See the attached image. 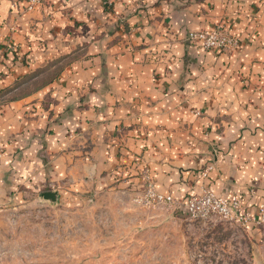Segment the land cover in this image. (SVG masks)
<instances>
[{"label": "crops", "instance_id": "crops-1", "mask_svg": "<svg viewBox=\"0 0 264 264\" xmlns=\"http://www.w3.org/2000/svg\"><path fill=\"white\" fill-rule=\"evenodd\" d=\"M215 26L234 52L189 40ZM0 145V210L48 188L139 214L147 175L160 196L258 215L264 0H0Z\"/></svg>", "mask_w": 264, "mask_h": 264}, {"label": "rangeland", "instance_id": "rangeland-1", "mask_svg": "<svg viewBox=\"0 0 264 264\" xmlns=\"http://www.w3.org/2000/svg\"><path fill=\"white\" fill-rule=\"evenodd\" d=\"M48 190L0 210V264H264V227L245 213L196 219L146 195L141 208L174 210L154 224L141 208L120 213L106 193L51 205Z\"/></svg>", "mask_w": 264, "mask_h": 264}, {"label": "built area", "instance_id": "built-area-1", "mask_svg": "<svg viewBox=\"0 0 264 264\" xmlns=\"http://www.w3.org/2000/svg\"><path fill=\"white\" fill-rule=\"evenodd\" d=\"M47 0H26V10L32 11L37 6ZM108 4L111 0H106ZM189 40L198 44L206 51H220L226 54L234 52L238 46V39L230 34L228 29L222 26H215L211 29L201 30L191 33ZM4 156V149L0 145V159ZM144 182L151 199L168 202L182 211H186L190 216L196 219H211L214 217H223L233 219L236 215L237 207H231L227 201L217 197L213 192L204 190L198 195L189 197L184 202L176 201L172 197H163L155 193V187L149 176L145 175ZM248 218H253L252 225H263L264 227V204L261 205L258 215L246 214ZM243 220V218H242ZM245 223L248 222L244 219Z\"/></svg>", "mask_w": 264, "mask_h": 264}, {"label": "water", "instance_id": "water-1", "mask_svg": "<svg viewBox=\"0 0 264 264\" xmlns=\"http://www.w3.org/2000/svg\"><path fill=\"white\" fill-rule=\"evenodd\" d=\"M41 198L45 202H49L51 205H57L60 201V196L57 192H45L41 195Z\"/></svg>", "mask_w": 264, "mask_h": 264}]
</instances>
